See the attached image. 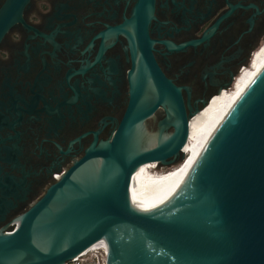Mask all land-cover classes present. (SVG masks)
<instances>
[{"label":"flooded vegetation","instance_id":"obj_1","mask_svg":"<svg viewBox=\"0 0 264 264\" xmlns=\"http://www.w3.org/2000/svg\"><path fill=\"white\" fill-rule=\"evenodd\" d=\"M24 18L0 44V233L120 129L144 125L152 147L174 131L169 105L128 120L142 75L144 103L161 76L180 88L190 137L264 50V0H32Z\"/></svg>","mask_w":264,"mask_h":264},{"label":"water","instance_id":"obj_2","mask_svg":"<svg viewBox=\"0 0 264 264\" xmlns=\"http://www.w3.org/2000/svg\"><path fill=\"white\" fill-rule=\"evenodd\" d=\"M31 1L0 6V44L14 26L27 25ZM142 76L132 85L128 120L143 124L160 104L169 105L174 131L152 147L144 144V125L120 129L101 149L103 159L69 171L14 231L0 233V264H65L96 244L103 264H264V67L198 159L156 189H133L139 168L183 161L190 124L180 88L161 76L158 97L147 104ZM1 90L4 99L12 95L8 79ZM96 152L94 145L86 159Z\"/></svg>","mask_w":264,"mask_h":264},{"label":"bare ground","instance_id":"obj_3","mask_svg":"<svg viewBox=\"0 0 264 264\" xmlns=\"http://www.w3.org/2000/svg\"><path fill=\"white\" fill-rule=\"evenodd\" d=\"M263 67L264 50L257 54L252 70L237 83V91L234 94H227L219 108L205 118L199 129L190 135L184 147L185 159L179 165L177 164L178 166L175 165L174 168H166L168 170L164 172L157 171L156 163L151 162L142 165L139 168L140 180L133 183V189H156L174 183L182 171L198 159L212 133Z\"/></svg>","mask_w":264,"mask_h":264},{"label":"built area","instance_id":"obj_4","mask_svg":"<svg viewBox=\"0 0 264 264\" xmlns=\"http://www.w3.org/2000/svg\"><path fill=\"white\" fill-rule=\"evenodd\" d=\"M104 252L99 244L93 245L84 251L83 256L75 257L65 264H103Z\"/></svg>","mask_w":264,"mask_h":264},{"label":"rangeland","instance_id":"obj_5","mask_svg":"<svg viewBox=\"0 0 264 264\" xmlns=\"http://www.w3.org/2000/svg\"><path fill=\"white\" fill-rule=\"evenodd\" d=\"M179 165V164H178ZM178 165H176V166H178ZM176 166H174V167H176ZM174 167H172V168H174ZM171 169V168H170ZM168 169H166V168H163V169H160L159 171H167Z\"/></svg>","mask_w":264,"mask_h":264}]
</instances>
